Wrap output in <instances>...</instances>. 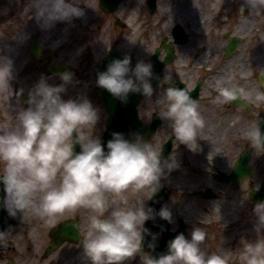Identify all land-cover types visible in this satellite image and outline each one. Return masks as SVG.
Returning a JSON list of instances; mask_svg holds the SVG:
<instances>
[{"label":"clouds","instance_id":"clouds-1","mask_svg":"<svg viewBox=\"0 0 264 264\" xmlns=\"http://www.w3.org/2000/svg\"><path fill=\"white\" fill-rule=\"evenodd\" d=\"M250 2L264 4V0ZM82 4L84 0H34L33 17L42 29H50L57 22L85 16ZM154 76L151 59L138 58L133 64L131 52H125L97 70L95 84L122 103L132 92L154 97L157 115L167 119L175 137L191 147L205 125L197 98L166 72L157 76V88ZM16 79L15 57L0 49V92L4 99L14 98V122L0 128V208L9 215L24 220L34 213L45 224L55 225L65 210H91L82 238L83 255L90 264H124L137 253H142V264H231L236 251L246 264H264V198L252 203L255 238L241 234L238 249L207 250L203 242L208 232L197 224L187 234L179 231L167 241L166 250L156 254L162 233L146 221L158 223L160 217L173 223L168 202L156 208L159 200L150 201L164 186L163 179L181 167L176 153L165 154L155 133L148 137L141 131L129 135L113 130L105 143L93 131L101 117L100 106L86 90L66 95L70 85L81 83L72 67L41 73L27 88L17 87ZM247 95L243 84L221 86L216 99L232 101ZM255 96L264 100V89ZM246 136L254 149L264 147V128L259 123ZM74 226L79 228V222ZM160 227L164 230L166 225ZM146 239L152 251L144 250Z\"/></svg>","mask_w":264,"mask_h":264},{"label":"flooded vegetation","instance_id":"flooded-vegetation-1","mask_svg":"<svg viewBox=\"0 0 264 264\" xmlns=\"http://www.w3.org/2000/svg\"><path fill=\"white\" fill-rule=\"evenodd\" d=\"M33 3L34 0L16 1L11 13L7 15V21L10 18L16 20L22 17V14L30 21V14L27 11L32 10ZM84 3L82 6L86 8L85 16L74 18L71 22H57L53 27L59 33L58 38H55L58 44L72 50H78L79 47L93 48L92 45L97 48L104 45L110 46L109 48H122L127 30L136 28L138 34H142V43L140 44L138 40L136 44L139 55L152 60L153 53L158 50L160 61L169 56L171 60L163 67V75L165 72L168 73L174 82L186 87L198 100L205 125L198 129L191 147L175 137L167 119H161L154 137L162 146L165 141L170 140L173 145L172 151L181 161V167L164 178L171 191V202H168V206L174 212L169 231L172 233L179 228L181 217L187 222L189 229L194 224V221L190 222L191 214H194L196 218L194 225H202L208 232L206 241L214 239L215 236L219 238V251L238 249L241 234H247L254 239L255 230L252 226L254 217L250 215L253 200L250 197V190L258 183L256 170L242 182L225 181L224 178L225 173L233 172L244 152L251 153L249 162L254 167L256 159L264 161V148L254 149L246 136L251 127L264 119V100H257L255 96L256 91L264 89V86L259 81L260 74L256 72L254 59L246 60L240 57L239 48L230 57L226 56L228 35L239 33L230 26L219 32V19L221 22L229 23L228 19H222V14L219 16V0H155L154 8L149 0H124L114 10L104 9L100 0L92 2L84 0ZM222 7H226V4L221 6V11L224 12L225 9L222 10ZM229 12L230 10L227 11V16ZM244 12L247 13L248 10ZM143 15L151 19L156 17L157 20L164 17L163 33L166 34L157 35L144 31L147 21L142 20ZM78 28L86 33L85 36L80 33L81 41L72 37V34L78 32ZM133 31L131 30V33ZM19 34L20 30L9 34L13 45ZM240 34L244 36V33ZM43 46L45 48V45ZM43 59L44 57L38 59L39 61L35 59L33 61L37 65L39 63L45 65L44 73H47V65L42 62ZM29 65V62L21 60L20 66H16L18 74L19 70L20 74H23L22 71L26 72ZM72 65L81 83L76 86L70 85L66 95H75L79 90L87 91L93 101L100 106L101 117L93 131L102 135L108 122L101 87L95 84L98 60L79 59ZM241 73H244V76H241ZM230 76L233 78L228 79ZM17 82L18 86L20 81ZM239 84L244 85L248 92L247 96L232 101L216 99L219 87ZM156 87L158 88L159 84ZM0 102L3 105L0 108L2 128L14 122L11 107L14 99H4V94L0 92ZM158 110L159 105L155 103L154 97L143 96L139 104V115L145 123L150 124ZM262 171L264 173V167ZM215 182L219 185L217 213L214 203L208 202L207 197L202 194L209 185L215 187ZM239 195L242 203H245V208L240 207ZM192 201L194 204L197 203L195 208L201 209L200 211L193 213L188 211ZM90 215L91 210L84 207L68 209L59 215L55 225H47L38 215L30 214L0 237V264H90L82 251V238ZM67 219L74 223L79 222L80 233L74 236L73 240H64L59 246L49 250L51 242L60 238L54 234L55 228ZM210 226L217 227V230ZM138 256L140 255L137 253L127 257L124 264H142L138 261ZM232 261L236 264H246V258L240 251H236Z\"/></svg>","mask_w":264,"mask_h":264},{"label":"rangeland","instance_id":"rangeland-1","mask_svg":"<svg viewBox=\"0 0 264 264\" xmlns=\"http://www.w3.org/2000/svg\"><path fill=\"white\" fill-rule=\"evenodd\" d=\"M16 1L19 0H0V49H3L5 51H11V54L15 57L16 60V66H20L21 60H25L26 62H29L30 65L26 68V72H23V74H19L17 71V79L15 84L17 85V81H20L17 87L23 85L25 88L29 87L38 77L41 73H44L46 71V66L43 65H37L33 60V58L28 55L27 48L30 42V38L34 33L38 34L41 38L42 45H45V52L47 55H51L54 53L60 54V61L61 60H68L76 63L79 59L83 60L86 59L87 61L94 59H99L102 54L106 53L108 51V48L110 46H103V47H83L78 50H72V49H65L62 47V45L58 44V42L55 40V38L59 35L57 31H55L52 28L50 29H42L40 25L36 22V20L33 17V5L32 10H28L27 13L30 14V21L29 18L25 17V14H22V17L16 18V20H13L10 18V20L7 21V15L11 13L13 9V4L16 3ZM89 1H95V0H89ZM166 4V2H165ZM226 4V7H222V10H230L229 16L226 15V11H221V6ZM174 5V3L172 4ZM168 7L170 5H167ZM229 6V7H227ZM132 8V7H131ZM246 8H249V12L246 13L244 10ZM90 9V7H88ZM232 9V11H231ZM222 14V15H221ZM6 15V16H5ZM221 15L222 19L229 20V23L221 22L219 19V32H221L226 27L230 26L231 29L235 28L236 31H239L240 33H244L243 40L241 43H239L238 48L240 49L238 51V55L242 58H246V60H255L256 67L260 66L261 68L264 67V4L257 3L255 6L250 2V0H243L242 2L239 0H219V16ZM129 19H131V13L129 15ZM147 21V27L144 28V31L150 32L152 34L157 35H165L164 32V17L157 20L156 17L150 18L146 15L142 16V20ZM25 21V23H23ZM137 22L135 23V27H137ZM7 30V31H3ZM20 30L19 38L15 42V45L11 43V40L9 38V34ZM132 28H129L127 30V35H124L123 40V51L131 52L133 57V64H135L136 60L138 58H142L141 55H139L138 51L136 50V44L138 40H140V44L142 43L141 37L142 34H138V30L135 28L134 31L131 33ZM8 32V33H7ZM25 33H28V38L24 39ZM79 33V35H78ZM85 36L86 33L83 31H80L78 28V32L76 34H72L73 38H76L77 40L81 41L82 36ZM238 33V32H237ZM89 35V34H88ZM112 36V35H111ZM58 38V37H57ZM70 46V44H68ZM146 51V50H145ZM147 53V51H146ZM143 55V52H142ZM237 55V56H238ZM263 63V64H262ZM42 69V71H39V69ZM14 99V98H13ZM3 107L2 103L0 102V108ZM1 119V114H0ZM1 128V126H0ZM259 163V173H257V178H262L263 174L260 173L261 167H262V160L257 161ZM216 186L218 187L217 183L215 182ZM242 195V194H240ZM239 195V202L240 207L245 208V203H242L241 196ZM196 199V198H195ZM215 202L219 203V199H215ZM131 202V201H130ZM197 206V203L194 204L192 201L191 208H189V211L193 213V211L198 212L201 209L197 210L195 207ZM186 209V208H185ZM186 212V210H184ZM199 217H201L199 215ZM254 217V216H253ZM194 221V222H193ZM190 222L196 223V218L194 214H191ZM193 224V225H194ZM211 228H215L217 230V227L210 226ZM213 239V238H212ZM203 242V246L209 250H218L219 251V238L217 236L214 237V239ZM138 256V261L142 263L141 261V255ZM131 258H129L130 260ZM231 264H236L231 262Z\"/></svg>","mask_w":264,"mask_h":264},{"label":"water","instance_id":"water-1","mask_svg":"<svg viewBox=\"0 0 264 264\" xmlns=\"http://www.w3.org/2000/svg\"><path fill=\"white\" fill-rule=\"evenodd\" d=\"M31 53L33 54H38V49H36L34 46L31 48ZM116 56H122L120 54H118L117 52L115 51H112L110 52L107 56H105L103 59H102V62H101V70L104 69V67L107 66L108 62L113 58V57H116ZM66 65H63L61 68L65 67ZM59 67H54L52 64L50 65V70L53 71V72H57L58 69H61ZM103 95H104V99L105 100H108L110 98H114V96L109 92L107 91L106 89L103 88ZM140 94H135L134 93H130V96H129V99L130 98H136V100L134 102L130 101L128 99V101L126 103H122L121 105L124 106L126 108V111L123 112V114L121 115L122 117H120V119L118 120L119 123H122L123 125H125L123 128L119 129V128H116L114 126L110 127L108 129V131L106 132V134L103 136V140L104 142L106 143L107 139H109L111 137V133L113 130H120V131H123L125 132L126 134H129L131 135L133 132L135 131H141L145 134V136H148V135H151L152 133H154V129L155 128H152V127H142V123H141V120L139 118H137V102L140 98ZM245 162V160H242L240 166H239V171H243L244 168H243V163ZM255 198H257L256 196H260L261 198L264 197V187L261 191H259L258 194H254ZM155 196L153 197L152 201L151 202H155ZM156 208H159L158 205L156 206ZM6 210H2V212H4ZM4 216L6 217V215L4 214ZM9 225L8 223L5 224L4 222H2V216H0V234L1 232L7 228Z\"/></svg>","mask_w":264,"mask_h":264},{"label":"bare ground","instance_id":"bare-ground-1","mask_svg":"<svg viewBox=\"0 0 264 264\" xmlns=\"http://www.w3.org/2000/svg\"><path fill=\"white\" fill-rule=\"evenodd\" d=\"M257 69H258V70H257L258 72H260V73L263 72L262 68H259V67H258ZM189 208H191V206H189ZM215 208H216V205H215ZM188 211H189V210H188ZM219 216H220V213H219Z\"/></svg>","mask_w":264,"mask_h":264}]
</instances>
